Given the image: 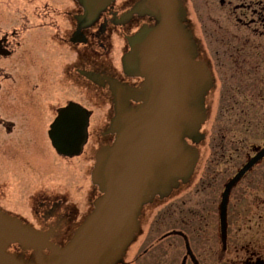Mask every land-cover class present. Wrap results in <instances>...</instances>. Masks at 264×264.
<instances>
[{"label": "flooded vegetation", "instance_id": "flooded-vegetation-1", "mask_svg": "<svg viewBox=\"0 0 264 264\" xmlns=\"http://www.w3.org/2000/svg\"><path fill=\"white\" fill-rule=\"evenodd\" d=\"M24 1V6L12 3L0 6V125L10 130V134L15 121L3 118L2 114H7V110L26 112L22 118L24 134L31 140V146L26 152L24 145L17 148L16 140L0 143V158L7 170L0 182V197L14 201L13 205L19 209L7 210L0 205V211L37 231L48 233L47 242L64 247L73 238L67 242L61 240L67 235L68 226H74L78 219L75 235L102 195L93 182V171L98 153L114 142L110 126L116 115L118 98L130 107L143 102L131 97L128 91L145 81L143 76L130 74L125 69L124 56L130 51L128 38L145 26L155 25L156 20L147 13L135 11L144 0H113L106 8L87 17L78 0H74L71 9ZM231 1L219 0L221 5ZM259 1L234 5L232 10L235 11L241 7V12L235 13L238 22L242 21V13H251L253 17L260 16L256 23L260 21L264 25V4L260 7L254 3ZM202 9L201 13H207L208 8ZM193 13L189 32L195 58L208 70L210 87L204 96L201 137L199 141L190 139L189 142L198 150L197 165L199 145L203 142L204 164L209 165V174L206 171L205 179L201 180L180 181L168 194L156 195L144 204L122 257L109 264H264V155L229 191L225 234L221 218L227 184L250 158L263 150L264 143L253 145L246 161L238 168L233 157L240 147L233 135L234 132L242 135L241 125L249 124L245 122V112L240 111L234 118L227 117L228 121L221 116L219 133L201 130L205 125L213 129V124L216 129L217 120L211 117L216 89L223 102L222 111L232 107L229 101L238 105L251 101L258 105L253 59H242L244 55L231 52L223 55L213 29L207 25L209 35L205 24H200L205 36L203 43L195 41L201 39L196 28L200 19L195 9ZM35 14L39 19L36 25ZM39 28L41 30L36 31ZM4 60L33 67V71H26L19 78L15 72L5 71L8 67L2 65ZM36 60H43L44 68L34 72ZM230 71L238 76L237 79L232 78ZM8 79H13L14 88L2 87V82ZM40 90L45 97L42 100L34 97ZM243 93L250 95L251 100ZM70 102L81 105L89 114L88 139L82 152L73 156L62 155L53 147L57 153L53 162L49 148L51 126ZM46 111L53 113V119L44 128L42 115ZM251 117L254 125L249 132L257 136L260 128L264 133V119ZM94 122L103 124L98 136L93 135ZM63 157H71V162L63 161ZM217 166H221L217 171L222 172L238 169L230 177L218 181L216 171H210ZM247 175L250 179H245ZM24 209L29 211H21ZM248 215L252 220L250 229L244 227ZM29 217L34 222L31 223ZM244 230L250 233L242 236ZM160 231H163L161 236L155 238ZM6 250L30 264H38L41 257L52 254L45 244L27 247L20 241L7 243Z\"/></svg>", "mask_w": 264, "mask_h": 264}, {"label": "water", "instance_id": "water-1", "mask_svg": "<svg viewBox=\"0 0 264 264\" xmlns=\"http://www.w3.org/2000/svg\"><path fill=\"white\" fill-rule=\"evenodd\" d=\"M113 0H79L91 16ZM135 11L147 13L156 24L128 38L124 56L128 73L145 78L131 97L143 102L130 107L118 98L110 131L112 145L97 155L93 182L102 191L95 209L64 247L47 242L37 231L0 211V264H30L6 251L7 243L48 246L52 254L38 264H109L122 257L140 210L152 197L168 194L194 172L198 151L188 139L199 141L205 118L204 96L209 74L196 60L193 39L184 28L182 0H144ZM89 114L70 102L52 124L50 137L62 155L82 152L88 139ZM264 155L250 158L229 181L221 203L225 234L228 194L232 186Z\"/></svg>", "mask_w": 264, "mask_h": 264}, {"label": "rangeland", "instance_id": "rangeland-1", "mask_svg": "<svg viewBox=\"0 0 264 264\" xmlns=\"http://www.w3.org/2000/svg\"><path fill=\"white\" fill-rule=\"evenodd\" d=\"M226 1L229 2L230 0H226ZM34 2L36 5L46 2V3H49L51 7L59 5L61 8L64 7V8H69V9L73 8L75 5L74 0H34ZM118 2H122V0H118ZM9 3H12L13 5L18 4L19 6L20 5H22V6L26 5L24 0H0V6L6 5ZM182 3L184 6V11H185L183 25H184V28L188 32L190 31V29L192 27V17L194 15V13H193L194 9L197 11L196 17L198 18V16H199L201 23L200 22L196 23V28H197V32L200 33L201 39L196 38L195 41L199 42V40H200L203 43V38H205V36H204V31H203L202 27L200 26V24L202 26H203V24H205V28H206L209 35H211L209 33L210 32L209 27H211L213 29L214 36L217 37L219 40L217 43H218L220 51L222 52L223 55H226V52H231L234 55H244L241 57L242 59L244 57H250L253 59L255 77H256V81H257V89L255 90V94L258 95V97H259L258 105L257 104L255 105V103L251 102V101H247L246 105H238L237 103L235 104L234 102L229 101L228 105H230L232 107L229 108V110H223L222 111V109H224L222 107L223 102H222V99L220 98L219 90L216 89V91L214 93L216 95V99H215L216 102H215V105L213 107L214 115H211V117H214L217 120L216 129L214 128V124H213V129L206 128V125L202 126V129H201L203 131L208 130V132L210 131V133H212V132L219 133L220 132V129H219L220 122L219 121H221V116H223V118L226 121H228L229 119H226L227 117L234 118V117H237L238 115H240V111L245 112L244 113L246 116L245 122H247L249 124H247V125L242 124L241 125L242 135H240L238 132H234V135H233V138L236 141H238V147H240V150L233 157L235 167L239 168L240 166H238V165H240L241 163H244L246 161L248 155L251 153V147L253 145H256V144H263L264 143V133H262L263 132L262 129L258 128L259 132H258L257 136L253 135L252 131L249 132L250 128H252V125H254L251 123V119H252L251 116L252 115L258 117L259 119H264V25L260 21H258L256 23V21L258 20V18H260V16L253 17L251 13H242V15L240 16V19L242 20L241 22H238V20L236 19L237 16L235 15V13H236V11H238V13H240L241 7H240V9L235 11V9L232 10L234 5H236V4H241L243 6L249 5L250 0H233L229 4L224 3V5H221L219 0H182ZM254 3L261 7L264 4V0H260L259 2H254ZM230 4H231V6H229ZM253 7L254 6H252L251 8H253ZM21 8L22 7H20V9ZM202 8H208L207 13H204V14L201 13L200 11H202V12L204 11ZM248 9L250 10V7H248ZM200 13H201V15H200ZM20 14H21V12H19V15ZM209 15H210V17L208 19ZM34 20L36 21V23H35V25H36L39 21L36 14H35ZM213 20H216L217 22L212 23ZM252 20H254L253 25H251ZM207 25L209 27H207ZM39 30H41V29L40 28L36 29V31H39ZM1 63H2V65H6L8 67V69L6 68L7 70H5L6 72L7 71L9 73L15 72V73H17V76L19 78L21 76L25 75L26 71H27V73H29V70L31 72L33 71V67L30 68L29 66L22 65L21 63L16 64V61H14V63H13V61L4 60ZM43 68H44L43 60H36L34 72L41 70ZM230 74H231L233 79H237L238 76L235 73L230 71ZM12 81H13V79H8V80L3 81L2 87L3 88H14L15 83H12ZM85 94H86V92L84 91L83 92L84 97H85ZM243 94L247 97V99L251 100L250 95L245 94V93H243ZM34 97L38 98L39 100H42L45 98L43 96L42 91L34 93ZM261 98H263L262 101H261ZM8 111L9 110H7V114H2V117L4 116L7 119H13L15 121V124H14L10 134L8 133V132H10V130L6 131L5 128L2 125H0V143H6V142H9L11 140H13V141L16 140L15 145L17 146V148L21 149L22 146L24 145V147L26 146V148H27L26 152H29L30 146H31V140L29 139V137H27L24 134L25 126H24L23 122H25V121L22 119L25 117L26 112L16 113L13 110H10L8 113ZM42 117H43V122H44L43 126H44V128H47L50 121L53 119V113H48L46 111L42 115ZM101 127H103V124H99L96 122L93 123L92 128L96 129L95 133H93L94 136H98V134L101 133V131H100ZM246 127H248V128H246ZM49 148H50V154L52 156V160L57 159V153L55 152L51 142H49ZM199 149H200V161L196 167L195 173H193V175L190 177L191 181L205 179L204 174L206 173V171L207 172L209 171V165L204 164V162H205V160H204L205 151H203V142L199 145ZM53 152H55V153H53ZM69 158H71V157H63L62 159H63V161L71 162V161H69L70 160ZM53 162H55V160H53ZM11 163L12 162H10L9 165ZM15 164H17V163H15ZM204 165H205V167H204ZM3 166H6V165L5 164L2 165V161L0 158V182H1L2 177H3L2 175H4L7 171L6 168ZM2 168H4L5 170L2 171ZM211 169L212 170H210V171H216L215 179L218 181L219 180L223 181L226 176L230 177L231 175H233L237 171V169L232 170V171L229 170V171H225V172L217 171L218 169H221V166L212 167ZM208 174H209V172H208ZM247 176L245 177V179H250V175H247ZM2 198L4 199V201L1 200ZM13 202L10 201V199H7L5 197H0V205L3 206L4 208H6L7 210H12L14 208L18 209L17 207H15L13 205ZM18 211H19V209H18ZM21 211L26 212L29 210L24 209ZM247 218H248L247 225H245L244 227L247 226L246 229H250V227H252V220H251L249 215L247 216ZM29 221L31 223L34 222V221H32V219L30 217H29ZM77 222H78V219L76 218L74 226H72V227L68 226V228H70V229H68L67 235L61 237V240H63L64 242H67V240L69 241V239H71L73 237V235H74L73 231H74V228H75V225L77 224ZM162 232L163 231L156 233L155 238L161 236ZM246 232L250 233V232H248V230L247 231L244 230L241 232L242 236H243V233H246ZM244 238H245V235H244Z\"/></svg>", "mask_w": 264, "mask_h": 264}]
</instances>
